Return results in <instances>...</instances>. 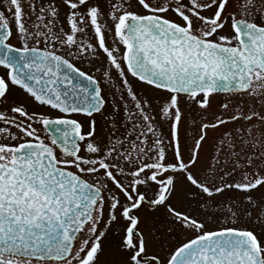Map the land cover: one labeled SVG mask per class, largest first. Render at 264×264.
Instances as JSON below:
<instances>
[{"label":"snow or ice","instance_id":"1","mask_svg":"<svg viewBox=\"0 0 264 264\" xmlns=\"http://www.w3.org/2000/svg\"><path fill=\"white\" fill-rule=\"evenodd\" d=\"M0 264H264V0H0Z\"/></svg>","mask_w":264,"mask_h":264},{"label":"rangeland","instance_id":"2","mask_svg":"<svg viewBox=\"0 0 264 264\" xmlns=\"http://www.w3.org/2000/svg\"><path fill=\"white\" fill-rule=\"evenodd\" d=\"M81 67H84L85 69L87 68V61H85L84 64L80 65ZM138 95L143 96L145 94V88L143 86H137L136 89ZM189 124H191V120H189ZM189 134H191V128H189ZM158 220L161 218H157Z\"/></svg>","mask_w":264,"mask_h":264},{"label":"flooded vegetation","instance_id":"3","mask_svg":"<svg viewBox=\"0 0 264 264\" xmlns=\"http://www.w3.org/2000/svg\"><path fill=\"white\" fill-rule=\"evenodd\" d=\"M80 66V65H79Z\"/></svg>","mask_w":264,"mask_h":264}]
</instances>
